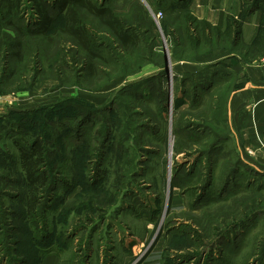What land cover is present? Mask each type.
I'll return each instance as SVG.
<instances>
[{
	"label": "rangeland",
	"instance_id": "rangeland-1",
	"mask_svg": "<svg viewBox=\"0 0 264 264\" xmlns=\"http://www.w3.org/2000/svg\"><path fill=\"white\" fill-rule=\"evenodd\" d=\"M53 3L51 30L26 34L15 56L7 35L37 26L34 0L11 15L0 0V264H129L120 242L131 237L157 240L161 264H264V136L232 135L229 87L203 92L172 70L212 47L191 49L166 1L160 19L122 17L140 35L131 49L80 9L90 57ZM24 134L41 137L52 175L34 218L15 146Z\"/></svg>",
	"mask_w": 264,
	"mask_h": 264
},
{
	"label": "crops",
	"instance_id": "crops-1",
	"mask_svg": "<svg viewBox=\"0 0 264 264\" xmlns=\"http://www.w3.org/2000/svg\"><path fill=\"white\" fill-rule=\"evenodd\" d=\"M166 1L170 5L169 10L175 15L174 21L177 20L178 24L184 28L187 27L182 18L184 12H190L198 20H206L222 31L227 30L229 17L241 21V37L236 47L233 45L230 50L222 47L223 45L220 44L225 41L221 40L220 44L209 52L197 54L193 59L195 62L183 64L176 60L172 64V70L177 73H193L195 78L201 81L214 80L213 84L211 83L212 88L219 85L229 87L227 112L232 135L264 136V49L255 48L259 34L264 29V0H188L185 6H178L176 0L161 2ZM109 2L113 3L114 11L121 13L122 16L137 13L140 14L136 15L138 18L147 14L156 18L157 11L165 13L154 0H122L121 3L110 0ZM249 6L252 9L246 13L245 8ZM169 30L172 32L176 29ZM201 61L207 66L199 70L198 63ZM231 79H233L232 84H230ZM120 244L126 247L127 253L136 257H133L135 260L129 264L162 263L161 253L153 250L156 246L153 247L151 244L146 248V237H131L128 241H121ZM142 247H145L144 250ZM59 263L58 255L48 254L44 256L41 264ZM106 264H114V261L111 259Z\"/></svg>",
	"mask_w": 264,
	"mask_h": 264
},
{
	"label": "trees",
	"instance_id": "trees-1",
	"mask_svg": "<svg viewBox=\"0 0 264 264\" xmlns=\"http://www.w3.org/2000/svg\"><path fill=\"white\" fill-rule=\"evenodd\" d=\"M9 6V14H14L20 8L21 0H7ZM107 2L97 5L92 0H54L53 7L58 14H63L65 24L62 28L67 35L77 41V43L86 50L90 57H97L95 53V39L91 34L89 28L85 25L83 17L80 15V9H84L97 17L101 23L106 25L117 39L121 42L125 49H131L138 46L140 43V35L133 27L127 29L125 22L122 19V14L114 11L112 3ZM156 5L162 8V0H154ZM178 6H185L188 0H176ZM35 13L37 15V26L34 28H28L27 30L21 27H17V34L15 36L7 35L6 45L9 46V50L15 56H19L22 52L24 42L23 38L26 34L31 35H43L45 36L53 27L54 17L51 15V11L47 8L45 0H34ZM252 7H246L245 12L249 13ZM184 22L187 24L185 27V39L186 43L191 46V49L197 50L201 46L216 47L221 40L231 41L233 45L240 42L241 37V21L234 17H229V26L227 30L222 31L220 28L212 26L206 20H198L190 12H184L182 14ZM12 24V22L8 21ZM2 25L0 24V30ZM166 32L169 35L172 33L166 28ZM171 33V34H170ZM255 48L264 49V29L259 34L258 43ZM160 77V75H159ZM214 80H204L201 87L203 92H210ZM185 83V81L183 80ZM182 82V83H183ZM210 83V85H208ZM197 100V98H194ZM87 122V121H86ZM85 120L83 123H86ZM23 137L15 141V146L19 151V163L24 173V179L26 181V214L30 217H35L38 213V207L41 203V199L44 196L43 191L45 187L51 185L52 175L46 168L45 150L43 142L40 136L30 137L29 134L22 135ZM28 136V137H27ZM56 180V179H54ZM212 177L205 182L202 198L207 196V190L213 186ZM52 186V185H51ZM200 200V199H199ZM157 240L154 242V244ZM153 244V245H154Z\"/></svg>",
	"mask_w": 264,
	"mask_h": 264
},
{
	"label": "built area",
	"instance_id": "built-area-1",
	"mask_svg": "<svg viewBox=\"0 0 264 264\" xmlns=\"http://www.w3.org/2000/svg\"><path fill=\"white\" fill-rule=\"evenodd\" d=\"M155 16H156V18L160 19L164 16V13L159 10L155 13ZM263 62H264V57H263Z\"/></svg>",
	"mask_w": 264,
	"mask_h": 264
},
{
	"label": "water",
	"instance_id": "water-1",
	"mask_svg": "<svg viewBox=\"0 0 264 264\" xmlns=\"http://www.w3.org/2000/svg\"><path fill=\"white\" fill-rule=\"evenodd\" d=\"M154 240H155V239H152V242H151V244H153Z\"/></svg>",
	"mask_w": 264,
	"mask_h": 264
}]
</instances>
